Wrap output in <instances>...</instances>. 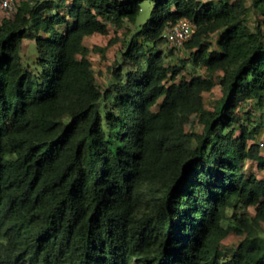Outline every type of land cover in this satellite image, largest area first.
Listing matches in <instances>:
<instances>
[{"label": "trees", "instance_id": "obj_1", "mask_svg": "<svg viewBox=\"0 0 264 264\" xmlns=\"http://www.w3.org/2000/svg\"><path fill=\"white\" fill-rule=\"evenodd\" d=\"M67 1L17 0L0 17V264H264V177L244 169H264L260 124L236 125L242 104L264 107V32L245 0H150L106 89L85 38L136 24L145 0H71L63 14ZM182 18L207 75L178 81L158 46ZM231 232L243 239L228 255Z\"/></svg>", "mask_w": 264, "mask_h": 264}, {"label": "rangeland", "instance_id": "obj_2", "mask_svg": "<svg viewBox=\"0 0 264 264\" xmlns=\"http://www.w3.org/2000/svg\"><path fill=\"white\" fill-rule=\"evenodd\" d=\"M206 2L209 0H201ZM220 1V0H215ZM233 1V0H230ZM71 0L67 1V4L59 8V11L63 14L68 12ZM245 6L249 11V24L256 30L257 26H260L264 32V21L260 11L253 6V0H245ZM153 3L150 0L143 2L142 11L135 23L125 21V23L116 27L113 24H109V30L106 34L94 33L86 36L85 43L90 47L91 51L89 57L92 61V66L95 72L97 82L104 88L114 87L116 84V76L114 73L115 69L123 67V72H127L129 66H125L122 52L127 48L128 42L136 32V25L140 26L151 14ZM55 11V10H54ZM218 33L214 32L211 34L209 41L212 47L217 46ZM29 47V40H25L24 50L27 51ZM158 49L162 50L166 62L169 65H177L180 67V72L177 75V80L182 78H191L194 74L207 75L205 67L194 64L191 60L190 52L184 46L172 45L168 40H164ZM31 57L36 54V45L31 43ZM25 60L27 57H24ZM222 72L217 71L214 73L215 85L209 91L203 93L205 105L208 108H213L219 97L222 96V88L219 84V77ZM239 122L236 125L244 124L249 128H253L255 125L260 124V132L258 133V141L261 143V152L264 154V107L255 104L254 101L250 100L239 108L238 110ZM187 129H195L202 131L203 127L198 122L197 116L192 114L191 121L186 126ZM236 134L240 133V128L237 127ZM244 169L248 174H255L259 177H264V169L258 167V163L254 160H246L244 162ZM251 215H254V206H250L248 209ZM261 233L264 235V222L261 223ZM243 236L231 232L226 236L222 243L224 251L231 255L232 252L237 248Z\"/></svg>", "mask_w": 264, "mask_h": 264}, {"label": "built area", "instance_id": "obj_3", "mask_svg": "<svg viewBox=\"0 0 264 264\" xmlns=\"http://www.w3.org/2000/svg\"><path fill=\"white\" fill-rule=\"evenodd\" d=\"M17 0H0V17L11 16L16 10ZM195 25L192 21L182 18L168 26L165 35L175 46H182L193 34Z\"/></svg>", "mask_w": 264, "mask_h": 264}]
</instances>
